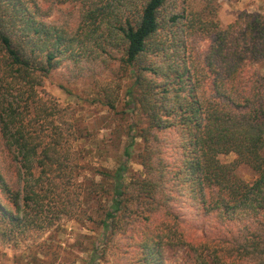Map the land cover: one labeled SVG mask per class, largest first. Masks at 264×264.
I'll return each instance as SVG.
<instances>
[{"label":"trees","instance_id":"obj_1","mask_svg":"<svg viewBox=\"0 0 264 264\" xmlns=\"http://www.w3.org/2000/svg\"><path fill=\"white\" fill-rule=\"evenodd\" d=\"M78 1L82 26L69 33L40 20L50 10L39 0H0V139L34 180L21 197L0 174L9 197H0V229L9 234L50 227L58 216L46 214L44 200L57 201L58 215L70 209V120L38 88L73 55L77 42L89 38L100 55L120 53L141 89L137 99L128 91V105L140 107L148 123L135 134L146 142L145 176L127 180L123 163L102 172L112 179L111 202L99 213L102 232L88 264H98L108 238L134 221H152L155 213L163 227L139 242L136 264H165V242L188 248L196 264H264V14L242 12L225 25L200 22L210 41L204 54L194 56L184 39L186 16L173 0ZM162 31L166 35L158 39ZM169 126L179 133V159L171 165L157 133ZM229 152L236 159L221 162L219 154ZM241 163L255 172L252 182L237 175ZM205 189L215 190L210 211L220 222H239L236 236L191 242L182 232L172 204L176 194L185 190L204 203Z\"/></svg>","mask_w":264,"mask_h":264},{"label":"rangeland","instance_id":"obj_2","mask_svg":"<svg viewBox=\"0 0 264 264\" xmlns=\"http://www.w3.org/2000/svg\"><path fill=\"white\" fill-rule=\"evenodd\" d=\"M38 3L43 10H50L48 16L40 18L46 24L69 33H77L81 28L82 4L78 0H39ZM173 6L186 16L184 39L194 56L204 54L210 41V36L199 29L200 22L214 20L225 25L242 12L264 14V0H173ZM165 35L162 31L158 39ZM94 43L96 41L89 38L84 43L77 42L73 55L52 69L38 88L47 102L54 101L65 108L70 120L71 132L67 139L70 161L75 165L72 187L66 194L70 209L66 215H58L57 201L44 200L46 214L58 216L50 227L33 233L27 230L9 234L0 229V264H88L102 232L98 223L100 212L111 202L112 179L102 172H113L123 163L127 180L145 176L142 160L147 156L146 142L135 134H139L148 121L140 107L128 105V100L131 101L128 91L137 99L141 89L134 84L130 69L119 59V52L111 58L106 52L100 55ZM259 71L264 74V66ZM157 133L163 155L171 165L179 159L176 146L179 133L170 126ZM219 159L230 163L236 155L221 153ZM32 172L36 177L39 171L33 169ZM236 173L246 182L256 178L246 164H239ZM0 174L5 184L21 197L34 181L7 153L1 139ZM214 193V189H205L204 203L190 199L185 190L175 196L172 204L179 227L191 242L206 238L217 241L238 234L239 222L222 223L210 211ZM0 197L6 198V202L9 200L1 179ZM161 219V215L155 213L152 221H134L125 233H118L112 241L108 238L99 250L98 264H136L135 248L147 235H159L163 227ZM161 253L165 264H196L191 251L176 242L174 245L165 242ZM237 264L252 262L244 260Z\"/></svg>","mask_w":264,"mask_h":264}]
</instances>
